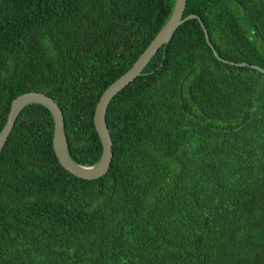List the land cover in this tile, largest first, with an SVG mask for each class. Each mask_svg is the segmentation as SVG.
Masks as SVG:
<instances>
[{
    "label": "trees",
    "instance_id": "16d2710c",
    "mask_svg": "<svg viewBox=\"0 0 264 264\" xmlns=\"http://www.w3.org/2000/svg\"><path fill=\"white\" fill-rule=\"evenodd\" d=\"M173 0H0V127L11 98L52 97L69 156L101 151L92 114ZM217 54L264 68V0H185ZM95 178L58 162L29 103L0 149V264H264V72L217 59L184 19L105 110Z\"/></svg>",
    "mask_w": 264,
    "mask_h": 264
},
{
    "label": "water",
    "instance_id": "95a60500",
    "mask_svg": "<svg viewBox=\"0 0 264 264\" xmlns=\"http://www.w3.org/2000/svg\"><path fill=\"white\" fill-rule=\"evenodd\" d=\"M184 3L185 0H173L166 20L158 28L147 45L136 56L130 66L108 85H106L98 96L92 114V122L100 141L101 151L95 162L88 165L79 164L69 156L67 152V141L63 127V116L61 110L52 97L37 90L24 91L11 98L5 121L0 127V149L2 148L7 135L12 128L16 115L22 107L29 103H39L46 107L51 115V146L61 166L71 174L85 179L95 178L102 175L106 171L112 156L111 139L105 123V110L109 100L117 91L122 89L129 81L141 73L142 68L155 53L157 48L167 43L174 29L186 18L194 17L197 19L202 28L204 39L217 59L229 62L230 64L248 65L260 72H264V68L253 63L248 64L242 61L233 62L222 59L209 42L207 31L200 18L194 13L182 16Z\"/></svg>",
    "mask_w": 264,
    "mask_h": 264
}]
</instances>
